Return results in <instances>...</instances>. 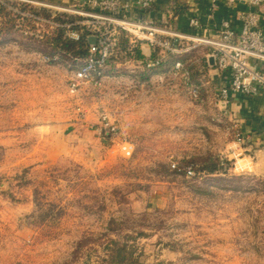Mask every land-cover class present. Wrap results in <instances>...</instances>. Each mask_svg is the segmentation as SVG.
Segmentation results:
<instances>
[{
  "label": "rangeland",
  "instance_id": "1",
  "mask_svg": "<svg viewBox=\"0 0 264 264\" xmlns=\"http://www.w3.org/2000/svg\"><path fill=\"white\" fill-rule=\"evenodd\" d=\"M23 5L88 20L81 0H0V264H99L110 240L147 264H264V178L237 169L205 87L211 48L185 42L158 70L117 62L77 94L82 60L56 53V29H32Z\"/></svg>",
  "mask_w": 264,
  "mask_h": 264
},
{
  "label": "built area",
  "instance_id": "2",
  "mask_svg": "<svg viewBox=\"0 0 264 264\" xmlns=\"http://www.w3.org/2000/svg\"><path fill=\"white\" fill-rule=\"evenodd\" d=\"M88 20L80 22H60L57 15L50 18L41 15L23 14L33 22L48 24L51 30L63 29L64 36L72 41H80L84 36L89 42V56L81 62L69 82L70 91L79 93L84 86H100L105 78V70L113 55H119L121 35L126 34L132 48L147 44L151 57L147 60L129 59L140 63L147 70H158L167 63V56H180L186 52L185 42H196L210 47L207 66L227 75L218 90V98L227 103L233 94L257 97L264 94V27L261 10L264 0H239L247 9L237 15V22L225 20L212 36H186L163 28L150 17L158 0H81ZM213 6L212 10H214ZM68 11V10H64ZM69 12V11H68ZM190 27L200 29L198 18L190 19ZM46 32L45 34H50ZM45 36V35H44ZM155 55V57H154ZM213 58L214 66L209 60ZM174 70L182 72L184 64L177 60ZM200 86L194 88V96L200 94ZM102 133L118 135V126L109 122L107 115H101ZM237 144L243 147L246 137L235 130ZM175 167V166H173ZM186 174L193 176L192 167Z\"/></svg>",
  "mask_w": 264,
  "mask_h": 264
},
{
  "label": "crops",
  "instance_id": "3",
  "mask_svg": "<svg viewBox=\"0 0 264 264\" xmlns=\"http://www.w3.org/2000/svg\"><path fill=\"white\" fill-rule=\"evenodd\" d=\"M246 9L247 6L239 0H158L150 17L159 26L186 36H212L223 21L237 22V15ZM193 17L201 22L202 27L198 30L190 27V19ZM261 17L264 27V9L261 10ZM147 46L141 45L145 60L149 58L148 53H151V50L146 49ZM209 77L205 87L214 92L216 105L222 109L224 121L229 125L226 129L231 132L233 128L239 129L246 137V144L238 151L233 150V155H237V169L264 178V94L253 98L233 94L227 103L221 102L217 93L228 76L212 68L209 70ZM226 143L228 149L234 148L232 138Z\"/></svg>",
  "mask_w": 264,
  "mask_h": 264
},
{
  "label": "trees",
  "instance_id": "4",
  "mask_svg": "<svg viewBox=\"0 0 264 264\" xmlns=\"http://www.w3.org/2000/svg\"><path fill=\"white\" fill-rule=\"evenodd\" d=\"M24 10L30 12L31 14L35 15H42L47 18H50L53 13L51 10L42 8L37 10L33 6L23 5L22 7ZM9 12L6 7H0V17L4 16V14H8ZM57 21L65 22L68 16L66 15H57ZM76 18L69 17V20L75 21ZM15 21V19H12ZM28 26L32 29H35V24L33 20L27 21ZM46 36V43L56 52L72 59H81L82 61L85 60L89 56V42L84 36L80 41H72L64 36L63 29H56L51 34L45 35ZM155 57V55H154ZM137 59V60H145V56L142 53V50L139 45L132 48L130 44V40L126 34L121 35L120 45H119V55L111 56L108 66L105 70V74L109 67L116 64L117 62H123L126 59ZM170 61V60H168ZM204 67L206 66L204 63ZM208 67V66H207ZM201 70L199 75L203 73ZM146 78V76H143ZM188 167H192L194 174L196 166L195 164H190ZM203 170H207L210 173H216L222 170L220 163L216 161L211 162L208 166L202 168ZM181 170V169H180ZM186 168L182 169V173L186 174ZM136 243L130 244L128 241L125 240H110L109 244L107 245V253L98 260L99 264H147L146 261L143 259L142 255L136 253Z\"/></svg>",
  "mask_w": 264,
  "mask_h": 264
},
{
  "label": "water",
  "instance_id": "5",
  "mask_svg": "<svg viewBox=\"0 0 264 264\" xmlns=\"http://www.w3.org/2000/svg\"><path fill=\"white\" fill-rule=\"evenodd\" d=\"M146 49L151 50V48H150L149 45L146 47ZM148 56L151 57V53H148ZM209 63H210L211 66H214V60H213V58H211V59L209 60Z\"/></svg>",
  "mask_w": 264,
  "mask_h": 264
}]
</instances>
